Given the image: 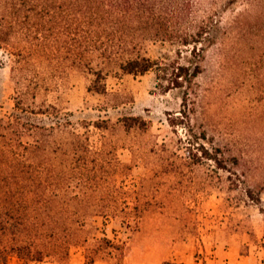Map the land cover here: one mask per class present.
<instances>
[{
  "label": "rangeland",
  "instance_id": "rangeland-1",
  "mask_svg": "<svg viewBox=\"0 0 264 264\" xmlns=\"http://www.w3.org/2000/svg\"><path fill=\"white\" fill-rule=\"evenodd\" d=\"M184 5L176 27H210L198 44L202 72L193 82L187 115L184 89L159 79L155 69L131 75L111 67L101 91L79 69L44 80L34 106L47 112L26 116L87 136L76 157L111 177L103 195L114 191L113 204L142 210L137 229L101 217L87 223L90 237L105 227L124 243L120 264H264V66L257 64L264 53V0ZM191 50L161 41L144 48L153 59L168 56L183 64ZM0 58V113H19L11 61L2 50ZM47 152L63 162L69 149L55 143ZM6 264L57 263L12 256ZM67 264H84L82 247L71 248Z\"/></svg>",
  "mask_w": 264,
  "mask_h": 264
},
{
  "label": "trees",
  "instance_id": "trees-1",
  "mask_svg": "<svg viewBox=\"0 0 264 264\" xmlns=\"http://www.w3.org/2000/svg\"><path fill=\"white\" fill-rule=\"evenodd\" d=\"M184 7V0H0V50L11 61L19 111L0 113V264L12 256L67 264L75 246L83 248L84 264L121 263L124 243L109 237L105 227L90 237L87 223L101 217L137 229L142 210L113 204L118 199L114 191L103 195L102 185H109L111 177L100 176L86 158L76 157L87 136L26 114L47 112L34 106L44 80L79 69L90 73L95 90L101 91L106 71L116 67L131 75L155 69L159 79L184 89L187 115L193 82L202 72L198 44L210 27L198 23L184 32L176 27ZM148 41L192 45V57L187 64L168 56L153 59L144 51ZM257 64L264 66V53ZM55 143L69 149L63 162L48 155ZM95 200L102 203L91 204Z\"/></svg>",
  "mask_w": 264,
  "mask_h": 264
}]
</instances>
